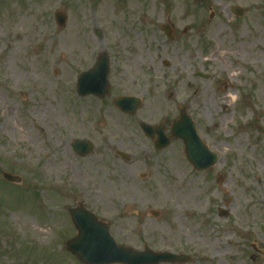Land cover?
<instances>
[{
    "label": "rangeland",
    "instance_id": "obj_1",
    "mask_svg": "<svg viewBox=\"0 0 264 264\" xmlns=\"http://www.w3.org/2000/svg\"><path fill=\"white\" fill-rule=\"evenodd\" d=\"M104 1L0 0V264H83L65 247L77 235L69 209L80 206L121 247L186 254L187 264H264V0H112L103 20ZM58 38L67 59L53 56ZM102 53L109 96L78 97V76ZM121 96L141 99L136 115L114 107ZM181 109L215 167L196 171L181 141L158 151L140 129L163 123L170 136ZM74 140L93 152L76 155Z\"/></svg>",
    "mask_w": 264,
    "mask_h": 264
},
{
    "label": "water",
    "instance_id": "obj_2",
    "mask_svg": "<svg viewBox=\"0 0 264 264\" xmlns=\"http://www.w3.org/2000/svg\"><path fill=\"white\" fill-rule=\"evenodd\" d=\"M237 16L243 15L239 7L233 9ZM65 16L58 15L59 25H65ZM163 31L170 40L173 39L172 30L169 25H164ZM110 59L107 53H102L94 68L79 75L77 82V94L80 97L90 95L99 98H106L109 91ZM114 104L123 113L131 116L135 115L141 107V100L133 97H121L114 100ZM145 134L151 138L158 136L156 142L157 149L167 148L171 143V138L180 139L184 142L186 157L198 171L212 168L217 163V155L211 153L201 142L193 121L187 116L186 111H181V117L172 127V137L166 138L164 126L153 128L149 125L142 126ZM72 148L81 157L88 156L93 151V145L83 140H75ZM120 156L126 159L123 153ZM3 178L15 184H20L22 179L8 173L3 174ZM70 215L77 229L78 235L75 239L66 244V248L74 254L84 264H185L191 258L187 255H176L170 252H155L147 245L143 251H135L131 248L120 247L110 234L107 224L100 222L96 216L83 207L71 209ZM155 217L159 213L154 212ZM222 216L227 213L221 211Z\"/></svg>",
    "mask_w": 264,
    "mask_h": 264
},
{
    "label": "bare ground",
    "instance_id": "obj_3",
    "mask_svg": "<svg viewBox=\"0 0 264 264\" xmlns=\"http://www.w3.org/2000/svg\"><path fill=\"white\" fill-rule=\"evenodd\" d=\"M134 1V0H132ZM111 3H112V0H105L103 3H101L99 6H98V9L96 11L97 15H99L103 20H108L110 19L111 15H112V6H111ZM182 9V6L179 4L178 7L176 8V12L180 11ZM118 22H120L121 20L117 19ZM128 22H131V18L128 20ZM17 41L19 42H16V50H13V54H17L19 51H18V48H20L21 45H24L26 40L29 38L28 36V32H24V34L18 36L16 35L15 36V39H17ZM62 42V38H58L54 41V43L56 44V48L54 50V54L53 56L55 57H62L63 59H67V53H65L64 51H62L60 48H59V43ZM18 51V52H17ZM17 52V53H16ZM226 52L225 51H219L217 54H216V57L221 60L223 58H225L226 56ZM7 58L9 60L10 59V55H7ZM23 66L25 67V64H23ZM229 72V71H228ZM231 76H239L241 75V71L239 69V67H235L231 70ZM12 77H15V80H18L20 78V74H16L14 72L11 73ZM16 82V81H15ZM2 87H4V85H2ZM12 91L10 90V93ZM227 100H232L234 101L235 100V95H231V96H228L226 98V101ZM5 122L8 124L9 123V120L7 118H5ZM260 165V163H259ZM262 182H260L259 184L261 185ZM263 184V183H262ZM13 219L20 222L22 225L24 226H28L30 229L33 227V231H31V233L33 234V236L37 237V236H41V235H48L47 232L41 230V229H38L36 227H34L32 221L27 218V217H21L20 214H14L13 215Z\"/></svg>",
    "mask_w": 264,
    "mask_h": 264
},
{
    "label": "flooded vegetation",
    "instance_id": "obj_4",
    "mask_svg": "<svg viewBox=\"0 0 264 264\" xmlns=\"http://www.w3.org/2000/svg\"><path fill=\"white\" fill-rule=\"evenodd\" d=\"M165 126V125H164ZM166 128V127H165Z\"/></svg>",
    "mask_w": 264,
    "mask_h": 264
}]
</instances>
